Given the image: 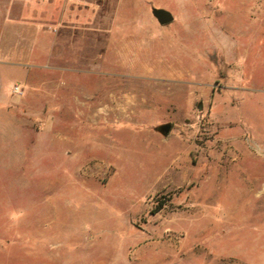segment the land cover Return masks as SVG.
Listing matches in <instances>:
<instances>
[{
	"label": "rangeland",
	"instance_id": "obj_1",
	"mask_svg": "<svg viewBox=\"0 0 264 264\" xmlns=\"http://www.w3.org/2000/svg\"><path fill=\"white\" fill-rule=\"evenodd\" d=\"M0 264H264V0H0Z\"/></svg>",
	"mask_w": 264,
	"mask_h": 264
},
{
	"label": "water",
	"instance_id": "obj_2",
	"mask_svg": "<svg viewBox=\"0 0 264 264\" xmlns=\"http://www.w3.org/2000/svg\"><path fill=\"white\" fill-rule=\"evenodd\" d=\"M152 14L161 25H169L173 23L175 19L172 12L164 8L153 7ZM158 130L162 134L168 135L171 131V125L170 124L162 125L158 128Z\"/></svg>",
	"mask_w": 264,
	"mask_h": 264
},
{
	"label": "built area",
	"instance_id": "obj_3",
	"mask_svg": "<svg viewBox=\"0 0 264 264\" xmlns=\"http://www.w3.org/2000/svg\"><path fill=\"white\" fill-rule=\"evenodd\" d=\"M15 92L16 93H19L20 92V89L18 87L15 88Z\"/></svg>",
	"mask_w": 264,
	"mask_h": 264
}]
</instances>
